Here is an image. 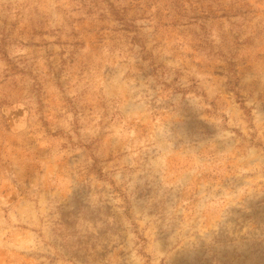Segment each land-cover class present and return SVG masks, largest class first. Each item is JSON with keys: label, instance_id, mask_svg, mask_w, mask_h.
Listing matches in <instances>:
<instances>
[{"label": "rangeland", "instance_id": "374dc122", "mask_svg": "<svg viewBox=\"0 0 264 264\" xmlns=\"http://www.w3.org/2000/svg\"><path fill=\"white\" fill-rule=\"evenodd\" d=\"M0 264H264V0H0Z\"/></svg>", "mask_w": 264, "mask_h": 264}]
</instances>
